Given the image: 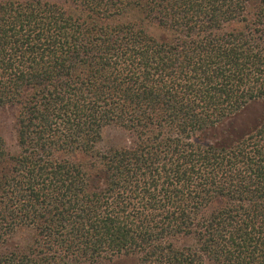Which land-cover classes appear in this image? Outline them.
Masks as SVG:
<instances>
[{"label":"trees","instance_id":"obj_1","mask_svg":"<svg viewBox=\"0 0 264 264\" xmlns=\"http://www.w3.org/2000/svg\"><path fill=\"white\" fill-rule=\"evenodd\" d=\"M0 108V264H264V0H0Z\"/></svg>","mask_w":264,"mask_h":264},{"label":"rangeland","instance_id":"obj_2","mask_svg":"<svg viewBox=\"0 0 264 264\" xmlns=\"http://www.w3.org/2000/svg\"><path fill=\"white\" fill-rule=\"evenodd\" d=\"M259 112L260 107L258 105H250L237 114L233 118V122L240 128L245 124H249ZM0 136L3 138L7 149L11 152L15 151L14 112L10 108H0ZM118 141H120L119 134L113 129H106L103 132V142L105 144L117 143Z\"/></svg>","mask_w":264,"mask_h":264}]
</instances>
